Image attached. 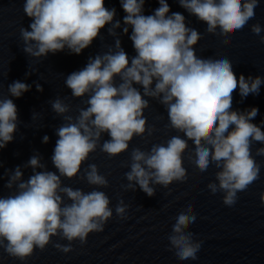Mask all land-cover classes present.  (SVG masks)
I'll list each match as a JSON object with an SVG mask.
<instances>
[{"label": "clouds", "instance_id": "clouds-1", "mask_svg": "<svg viewBox=\"0 0 264 264\" xmlns=\"http://www.w3.org/2000/svg\"><path fill=\"white\" fill-rule=\"evenodd\" d=\"M120 2L126 13L123 31L128 34L131 28L130 40L136 55L130 59L117 40V51L90 58L83 69L68 75L65 83L71 95L87 96L88 106L73 121L71 116H65L69 105L61 99L52 103L53 110L67 121L57 130L59 139L52 155L59 175L34 171L26 182L18 183L15 194L0 197V247L13 258L27 259L34 249L43 250L54 235L62 233L68 241L85 242L89 233L103 230L112 216L105 193L63 187L60 177L71 179L79 174L102 133L110 137L101 147L109 156L126 151L134 136L143 135L147 130L144 109L149 106L144 96L160 98L171 127L183 133L169 139L166 145L153 146L150 153L133 150L131 171L126 176L148 196L154 195L150 183L167 187L172 179L183 178L180 151L185 137L192 142V161L200 172L213 163L222 169L216 174L219 185L211 183L208 187L213 194L218 190L225 193V205L232 206L237 193L259 177L260 166L251 155L252 141L264 143V131L252 123L259 109L252 107L245 113L232 110V93L238 89L242 98L259 94L264 78L246 79L243 74L237 78L224 55L197 54L194 46L200 33L186 25L183 14L170 12L167 0H158L159 7L150 15L144 14L145 0ZM259 2L179 0L180 6L202 21L205 29L224 33V38L233 30H241L255 16ZM23 11L32 21L31 31L21 29L25 51L37 58L65 48L81 54L98 38L101 29L113 24L116 15L114 8L105 6V0H25ZM113 27L119 28L120 22L116 21ZM261 31L259 24L252 26L254 34ZM117 77L121 81L118 85ZM134 84L142 86L143 94ZM29 88L16 81L9 86V92L20 98ZM17 119L13 100H0V149L13 141ZM48 140L45 136L44 143ZM258 154L264 155V148ZM29 165L34 170L44 167L37 156L30 159ZM89 168L88 183L106 187L107 180L98 173L96 165ZM21 178L22 172L17 168L6 187L12 188ZM61 194L71 203L65 204ZM260 200L264 203V193ZM190 207L185 205L186 209ZM116 212L123 217L125 207L118 206ZM195 220V213L178 210L170 222L173 231L166 234V239L179 260L197 259L201 243L193 240V233L181 230ZM56 247L65 253L71 251L69 246Z\"/></svg>", "mask_w": 264, "mask_h": 264}, {"label": "water", "instance_id": "water-1", "mask_svg": "<svg viewBox=\"0 0 264 264\" xmlns=\"http://www.w3.org/2000/svg\"><path fill=\"white\" fill-rule=\"evenodd\" d=\"M24 3L25 0H0V100L12 99L18 117L13 141L0 149V197L15 194L18 183L26 182L34 171H51L59 175L52 162L59 139L57 130L67 123L65 116H71L75 121L80 110L88 106L87 96L76 98L71 95L65 83L68 75L83 69L90 58L117 51V40L130 59L136 55L130 40L131 28L128 34L123 31L126 13L120 0H105L107 8L115 9L113 24L119 21V28L106 25L98 38L79 55L65 48L54 55L34 57L25 51L27 45L21 35L22 28L31 31L29 25L32 22L23 11ZM167 3L170 12L183 14L186 25L200 33L194 46L197 54L224 55L232 63L237 78L240 74L246 79L249 76L264 78V43H261L264 0H260L254 10L255 16L241 30L228 33V38L219 31L205 29L202 21L180 6L179 0H167ZM158 7V0H145L144 14H153ZM256 24L262 28L259 35L252 32V26ZM16 81L30 86L20 98L9 92V86ZM120 82L117 77V85ZM134 87L143 94L142 86L134 84ZM232 97L234 111L245 113L252 107L259 109L252 123L264 131V84L259 94L242 98L237 89ZM143 98L149 103L144 109L147 130L143 135L134 136L126 151L109 156L101 147L110 137L102 133L96 150L82 163L79 174L71 179L60 177L63 187L84 193H105L112 216L104 223L103 230L89 233L85 242L79 239L68 241L62 233L54 235L43 250L34 249L33 254L23 261L9 256L4 247H0V264H264V203L260 200L261 193H264V155L258 154L264 143L252 141L251 155L260 166L259 177L246 190L237 193L232 206L223 203V191L213 194L208 187L211 183L219 185L216 174L222 169L213 163L205 172H200L192 161V142L188 137H185V145L180 151L185 170L183 178L172 179L167 187L150 183L154 189V195L150 197L138 184L127 179L126 174L131 171L133 163V150L150 153L153 146L166 145L169 139L183 133L171 127L167 108L160 98ZM56 99L69 105L70 110L65 116L53 110L52 103ZM45 136L49 138L47 143H44ZM33 156L39 157L43 168L34 170L29 165ZM89 165H96L98 173L107 180L106 187L88 183ZM17 168L22 172L21 181L13 183L12 188L6 187ZM61 195L65 204L71 203L66 195ZM186 204L191 207L186 209ZM118 206L125 207L123 217L116 212ZM178 210L196 214L195 222L181 228L193 233V240L201 243L195 260H179L166 239V234L173 231L170 222ZM56 245L69 246L71 251L65 253Z\"/></svg>", "mask_w": 264, "mask_h": 264}]
</instances>
